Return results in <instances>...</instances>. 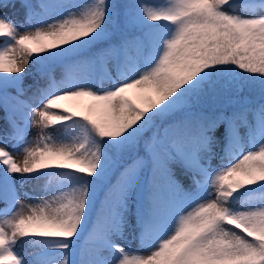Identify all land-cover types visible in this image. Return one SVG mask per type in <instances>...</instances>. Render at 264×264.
<instances>
[{
  "label": "snow or ice",
  "instance_id": "1",
  "mask_svg": "<svg viewBox=\"0 0 264 264\" xmlns=\"http://www.w3.org/2000/svg\"><path fill=\"white\" fill-rule=\"evenodd\" d=\"M19 3L23 25L0 15V264H264V14L231 11L264 0Z\"/></svg>",
  "mask_w": 264,
  "mask_h": 264
},
{
  "label": "rangeland",
  "instance_id": "2",
  "mask_svg": "<svg viewBox=\"0 0 264 264\" xmlns=\"http://www.w3.org/2000/svg\"><path fill=\"white\" fill-rule=\"evenodd\" d=\"M41 2H47V0H33V3L39 5ZM70 2L72 3H78V4H86V3H90L91 0H70ZM139 3H144L147 4L148 6H157V5H161L163 3L166 2V0H138ZM240 5V4H238ZM12 10H17L19 12V23L21 25L24 24V18H23V11L22 9H20V3L19 0H15V7L13 8L12 4L10 3L8 6H0V15H4L8 17V14L10 12H12ZM37 11H39V9H37ZM231 11H233L235 14H239L242 16H246V15H260V14H264V13H246L243 10V7L241 6H236L234 8L231 9ZM25 27H27V25H25ZM4 45V40L2 38H0V47H2ZM53 75L55 76V78L57 80L61 79V70L60 69H56L55 72L53 73ZM32 77L29 76L26 80V86L28 83H32ZM41 86L45 85V81L41 80L40 81ZM35 91V89L33 88L32 90H30L27 95L29 97H31L33 95V92ZM35 103H39V100L37 99L35 101ZM75 104V102H65V106L68 107H73ZM21 126H23L22 122H21ZM31 128L28 132H26V138L29 140H32L36 137L38 130L35 127H29ZM57 128H59V125H57ZM50 132L52 131L51 129L49 130ZM54 136H59L60 133L59 132H53L52 133ZM251 147H253V145H247L244 148V151L249 150ZM255 147L258 149L259 147V142H257V144L255 145ZM18 159L22 158V155H17ZM37 185V187L33 188V184L30 183L28 185V187L25 189V191L29 192L30 195H43L44 193L42 192V189L40 186L44 185L47 183L46 180H41L39 182H35ZM48 194H55V182H53L52 186L49 189V193ZM26 202L28 201V197L24 196L22 197ZM259 203L256 202L252 205L250 204H243V206L245 208L249 207V206H256ZM239 206V205H238ZM4 208V205L0 204V210H2ZM5 217H3L2 215H0V220L4 219ZM85 240H87V234H85ZM85 240L81 241V244H84ZM119 243H121L122 245H124L126 248H130V250H132L134 253H140L143 254L144 252L147 251V246L143 243H141L139 241V239L134 238L133 234L131 233V231H126L124 233V238L119 240ZM18 250L20 251L21 255L27 260L30 258V253H32L33 251H36V247L34 245H32L31 243H29L28 241H25L23 243H20L17 245ZM87 251L89 252H94V242L91 240H87ZM73 257H70V259H72ZM76 259H79V256L75 257ZM58 260H63V256L62 255H58L57 256Z\"/></svg>",
  "mask_w": 264,
  "mask_h": 264
},
{
  "label": "trees",
  "instance_id": "3",
  "mask_svg": "<svg viewBox=\"0 0 264 264\" xmlns=\"http://www.w3.org/2000/svg\"><path fill=\"white\" fill-rule=\"evenodd\" d=\"M245 3H257L258 4L259 0H237V4L243 5ZM255 195L257 197H259L260 194L256 193ZM258 201H259L258 199H254V200L249 201L247 197H242L241 198V203L242 204H247L248 203V204L252 205V204H254V203L258 202ZM89 253H91V252H89Z\"/></svg>",
  "mask_w": 264,
  "mask_h": 264
},
{
  "label": "bare ground",
  "instance_id": "4",
  "mask_svg": "<svg viewBox=\"0 0 264 264\" xmlns=\"http://www.w3.org/2000/svg\"><path fill=\"white\" fill-rule=\"evenodd\" d=\"M19 12L17 11V10H12V12H10L9 14H8V18L9 19H12L15 23H17L18 25H21L18 21H19V19H20V17H19ZM31 128H28L27 130H26V132H28L29 130H30ZM18 159V158H17Z\"/></svg>",
  "mask_w": 264,
  "mask_h": 264
}]
</instances>
